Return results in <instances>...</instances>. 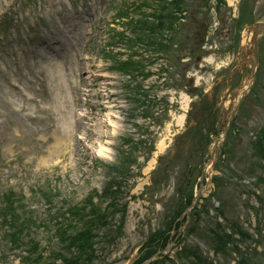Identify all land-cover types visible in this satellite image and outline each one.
Returning a JSON list of instances; mask_svg holds the SVG:
<instances>
[{
    "label": "rangeland",
    "instance_id": "rangeland-1",
    "mask_svg": "<svg viewBox=\"0 0 264 264\" xmlns=\"http://www.w3.org/2000/svg\"><path fill=\"white\" fill-rule=\"evenodd\" d=\"M16 1L0 0V212L4 208L3 202H7L3 194L14 191L17 197L23 196L27 211L36 220L44 221L48 207L40 191L57 192L54 203L57 210L64 201L79 204L90 194L102 192L105 183L113 177L110 172L121 169L119 157L125 181L129 183L128 209L121 219L124 220L122 233H117L120 238L115 243L112 239L108 244L99 243L96 264H127L131 257L139 254L151 230H167L171 223L178 222L185 210L177 177L170 180L156 177L154 170L159 156H163L160 165L167 167L166 170L180 166L181 180L188 183L187 179H190L188 186L194 189L201 169L209 165L215 139L211 144L203 142L204 118L214 119L212 122L220 125V137L224 139L234 104L228 98L221 111L220 95L225 91L226 78L236 61V37L241 30L237 22L243 24L240 18L244 9L247 22L264 21V0H246L241 10L243 0H239L238 8L227 0H180L182 3L171 11L177 15V20H172L174 39L182 42V48L172 56L167 47L151 50L141 44L138 53L143 57L135 61L133 68H126L131 78L117 73V66L112 69L111 62L103 57L105 34L117 15L111 6L122 10L120 13L124 18L117 23L120 26L117 29L127 33L124 26L131 19H139L141 13L145 15L141 17L143 20L147 17L155 23L158 21L151 19V0H77V4H72V0H32L34 3H26L33 12L30 16L22 12L20 2L10 11ZM136 5L141 8L136 10ZM85 6H89L91 17L97 18L94 21L97 30L92 35L86 31L88 37L84 29L89 17L85 13L83 17V13H75ZM177 8L180 11H176ZM160 15L165 13L162 11ZM204 26L207 28L205 34L202 33ZM57 27L74 33L78 44L69 47ZM3 30H7L4 39ZM144 30L127 33L126 37L134 39L137 36L143 40L148 34L149 40L158 41L156 35L159 34V39L164 35V31L149 34ZM113 34L110 38L115 43ZM240 34L246 42L247 28ZM260 41L263 50L260 56L264 59V34ZM32 47L37 48L36 53ZM62 52H66L64 59L58 57ZM162 54L167 57L165 60ZM129 60L125 49L120 63ZM79 68L84 72L85 85L96 86L91 92V115L83 121L79 135L72 137V146L58 149L60 142H67L70 137L65 122L72 119L69 100L74 93L70 86ZM260 76L261 89H264V65H260ZM214 86L215 93L204 100L202 107L198 106L204 99L203 91ZM137 94L144 99L140 106L135 103L137 98L141 99ZM262 99L255 93L245 101L229 127L228 142L218 145L222 148L224 144L225 163L239 176L240 186L254 191L256 185L264 183ZM141 109L144 116L139 114ZM189 111L192 115L186 117L181 129L179 118L185 113L187 116ZM85 112L82 108V114ZM187 128L189 132L183 134ZM162 142H166V148L160 151ZM101 146L108 150L103 155L99 152ZM156 155L157 163H153ZM212 175L210 170L208 176ZM208 176L204 182L206 190L192 210L193 218L183 222L181 228L185 252L179 254L182 250H178L179 244L172 245L169 256L173 257L178 250L180 263L203 264L208 257L214 258L215 251L224 258L223 264H238L240 258L230 253L232 249L226 245L228 242L220 240L217 227L225 206L227 217L245 229L241 238L235 235L238 248L245 253L248 262L254 257L259 261L263 257L253 244L256 239L264 243V236L260 237L264 235V215L259 208L260 201L264 205V200L251 194L247 201L240 187L235 185L239 184L237 181L220 180L216 189L209 179L207 185ZM185 183H182L183 189ZM247 202L250 207L255 206L258 227L254 212L244 207ZM3 236L0 226V246ZM41 243L48 246L45 238ZM186 248L198 249L186 251ZM4 250L8 251L6 246ZM8 255L19 264V253L8 251ZM156 264H169V259L162 258Z\"/></svg>",
    "mask_w": 264,
    "mask_h": 264
},
{
    "label": "bare ground",
    "instance_id": "bare-ground-1",
    "mask_svg": "<svg viewBox=\"0 0 264 264\" xmlns=\"http://www.w3.org/2000/svg\"><path fill=\"white\" fill-rule=\"evenodd\" d=\"M234 1H235V0H233V2H234ZM84 15H85V14H84ZM84 15H83V16H84ZM89 16H90V15H88V17H89ZM184 119H185V116H184V115L181 116V117L179 118V121H178V122H179V125H180V126L183 125V123H184ZM112 123H114L115 125L117 124V122H113V121H112ZM165 145H166V142H162V143H161V145H160V148H161L160 151H163V150L166 148ZM106 150H107L106 148L103 149V148L101 147V150H100L99 152L103 155V154H105V151H106ZM107 151H108V150H107ZM153 163H154V161H153Z\"/></svg>",
    "mask_w": 264,
    "mask_h": 264
},
{
    "label": "trees",
    "instance_id": "trees-1",
    "mask_svg": "<svg viewBox=\"0 0 264 264\" xmlns=\"http://www.w3.org/2000/svg\"><path fill=\"white\" fill-rule=\"evenodd\" d=\"M8 200H10L9 199V197L7 198ZM10 208V205L7 203V207H6V209H9ZM14 215H15V213H13L12 215H11V217H13V218H15L14 217ZM16 219V218H15ZM89 243V242H88ZM80 248H83V250H81V253H86L87 254V247L85 246V245H82ZM79 250V249H78ZM87 256H88V254H87Z\"/></svg>",
    "mask_w": 264,
    "mask_h": 264
}]
</instances>
